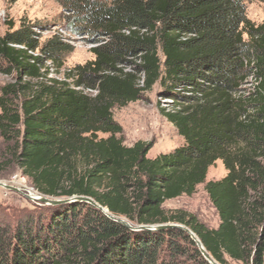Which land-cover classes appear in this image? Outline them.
<instances>
[{"label": "trees", "instance_id": "obj_1", "mask_svg": "<svg viewBox=\"0 0 264 264\" xmlns=\"http://www.w3.org/2000/svg\"><path fill=\"white\" fill-rule=\"evenodd\" d=\"M56 1L94 60L49 79L73 47L61 35L41 43L39 23H9L0 176L15 164L42 196L87 197L132 226L182 225L217 264H264V21L247 19L245 0ZM156 85L184 145L150 159V144L123 145L112 109ZM216 161L227 174L204 186L216 229L162 208L193 195ZM43 211L0 225V264H209L180 229L134 231L85 202Z\"/></svg>", "mask_w": 264, "mask_h": 264}, {"label": "rangeland", "instance_id": "obj_2", "mask_svg": "<svg viewBox=\"0 0 264 264\" xmlns=\"http://www.w3.org/2000/svg\"><path fill=\"white\" fill-rule=\"evenodd\" d=\"M245 7L248 20L256 25L264 21V0H245ZM66 16L67 13L56 0H0V35L7 31L9 23L13 25V30H16L22 21L39 23L43 26V29L35 28V31L41 35V43L53 35H61L73 50L64 56L59 71L51 67L48 74L49 79L61 81L64 80L65 72L94 60L91 53L94 45L87 42V37L77 36L68 30ZM9 82H11L10 77L0 74V89ZM158 92L159 87L156 85L141 100L129 103L125 107L112 109L113 121L122 128L123 145L131 147L137 142L150 144L151 148L147 154L150 159L170 153L184 145L175 128L160 114L159 108L169 109L170 104L168 100L160 98ZM98 137L107 138L108 135L99 134ZM0 159L10 160L7 147L1 138ZM226 174L222 162L216 161L208 169L205 183L198 185L193 195L166 201L162 208L167 212L183 211L192 214L207 228L216 229L219 224L218 215L209 201L204 186L210 181L222 179ZM0 182L20 191L16 193L0 187V225L13 229L18 223L24 222L27 216L37 219L40 213H44L45 205L22 196V194L38 195V193L33 189L31 181L22 175L15 164H8L7 169L0 176ZM41 216L43 218V215ZM227 264L239 263L227 259Z\"/></svg>", "mask_w": 264, "mask_h": 264}, {"label": "water", "instance_id": "obj_3", "mask_svg": "<svg viewBox=\"0 0 264 264\" xmlns=\"http://www.w3.org/2000/svg\"><path fill=\"white\" fill-rule=\"evenodd\" d=\"M0 187H3L7 190H10V191H13L16 193H20V191L18 189L13 188V187L8 186V185H5L1 182H0ZM22 196H24L28 200L36 201V202H38L42 205H45V206H56V205H60V204L73 203V202H85V203L91 204L94 207H96L97 209H99L102 213H104L111 220H114L115 222L120 223L121 225L126 226V227H128L134 231H157V230H163V229H167V228L180 229L189 235V237L196 244L197 248L199 249V251L202 254V256L204 257V259L209 264H217L210 257V255L204 250L202 244L197 239V237L189 229H187L186 227H184L182 225H179V224H163V225H152V226H150V225L132 226L125 219L112 216L111 214L108 213V211L106 209L100 207L99 205L94 203L93 200H91L90 198H87V197H72L69 199H65V198H48V197L42 196L40 194H38L36 197L30 196L29 194L28 195L22 194Z\"/></svg>", "mask_w": 264, "mask_h": 264}, {"label": "bare ground", "instance_id": "obj_4", "mask_svg": "<svg viewBox=\"0 0 264 264\" xmlns=\"http://www.w3.org/2000/svg\"><path fill=\"white\" fill-rule=\"evenodd\" d=\"M30 196L36 197L37 195L31 194Z\"/></svg>", "mask_w": 264, "mask_h": 264}]
</instances>
